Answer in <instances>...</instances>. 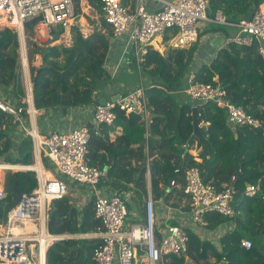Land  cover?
Returning a JSON list of instances; mask_svg holds the SVG:
<instances>
[{"label":"trees","instance_id":"trees-1","mask_svg":"<svg viewBox=\"0 0 264 264\" xmlns=\"http://www.w3.org/2000/svg\"><path fill=\"white\" fill-rule=\"evenodd\" d=\"M79 1L76 0L78 7ZM86 1L97 12L103 13L101 0ZM206 1L211 16L221 10L234 23L251 18L263 3V0ZM88 20L93 23L92 19ZM38 21L39 18H34L26 22L30 59L37 55L42 57L39 68L32 63L30 65L35 109L69 110L95 103L97 83L109 76L105 64L110 39L100 33L86 38L79 27L74 26L71 31L74 49L63 44L40 46L32 39ZM210 30L221 32L225 37L235 33L233 28L225 26H211ZM53 33L58 39L64 30L54 29ZM168 40L169 37L165 41ZM198 41L188 49L171 48L167 56L150 49L141 65V74L147 78L144 89L148 99V118L144 119L137 112L127 115L120 109L116 110L117 120L110 129L123 125L125 133L111 144L107 142L109 135H104L108 126L101 125L99 134L92 130L88 163L102 170L107 168L108 184L115 190L128 192L129 186L133 185L147 193L146 162L149 158L154 199L179 212L191 210L189 196L184 193L188 169L198 167L204 182L219 188L229 184L231 177L237 174L235 185L238 193L233 203L235 227L220 238L221 250L190 226L173 219L170 222L172 225L184 227L189 237L188 249L181 256H164L161 264H264V200L261 194L253 198L241 195L246 184L264 179V136L246 127H231L227 112L211 102L194 100L195 103L190 104L174 96L175 87L190 75H194L196 81L207 84L220 82L233 103L264 121V59L255 47L230 44L222 47L211 62L193 71L191 67L196 60ZM0 98L17 107H28L24 102L26 90L19 38L10 29L0 30ZM194 107L199 110L204 128L200 137L189 147H184L194 133ZM27 117L25 110L24 118ZM18 128L21 127L14 117L0 110V163L33 165L32 139L24 132L19 134ZM132 131L136 132L139 140L138 154L130 149L134 142L128 133ZM146 147L147 156L144 152ZM195 150L199 153L197 156L192 153ZM133 158L139 159L141 165L134 167ZM44 163L46 167L49 165L47 159ZM37 168L43 171L40 165ZM176 169H180L179 174L174 173ZM3 175L1 171V181ZM174 179L177 186L171 187ZM14 183L23 194H31L38 185L36 173L13 172L6 177L5 191L8 196L1 209L5 222L7 212L18 200L13 192ZM164 206L157 204L156 209H164ZM128 208L130 210L129 205ZM47 209L51 234H88L101 226L95 218L93 201L80 210L70 198L65 197L49 202ZM207 219L211 231L229 223L228 219L219 215L209 214ZM244 239L252 242L251 249L242 246ZM99 244L95 239L57 242L47 253L48 264H96L94 250Z\"/></svg>","mask_w":264,"mask_h":264},{"label":"built area","instance_id":"built-area-1","mask_svg":"<svg viewBox=\"0 0 264 264\" xmlns=\"http://www.w3.org/2000/svg\"><path fill=\"white\" fill-rule=\"evenodd\" d=\"M148 1L156 6L150 8ZM101 2L103 13L86 4H80L78 12L76 0H0V29L6 28L16 32L23 50V65L26 68L29 66L27 21L39 18L34 32L37 29L43 41L38 43L40 46L53 47L60 44L68 45L71 41L72 28L80 25L79 20L85 16H90L93 23L98 25V29L106 34L109 32L113 38L128 36L132 56L140 75L141 65L151 48L162 52L161 46L165 47V42L170 48H189L200 38L201 23L209 27L233 28L236 32L229 37L223 36L222 45L255 47L264 59V0L251 18L235 23L230 22L221 10L211 16L206 0H101ZM89 11L94 12V15ZM54 29L64 30L68 35L64 34L57 39L53 33ZM168 37L169 40L165 41ZM186 93L193 100L211 102L224 109L231 127H246L259 131L264 136V121L233 103L220 82L207 84L196 81L192 75ZM32 97V83L28 78L27 109L0 98V110L12 115L33 139L36 161L33 166L0 163L4 172L3 180H0V264H48L49 249L57 242L71 239L98 240L100 244L94 250L96 264H161L166 255L185 254L189 237L184 227L170 223L172 208L169 206H165L168 214L159 223L156 209L158 202L153 197L151 185L144 196L143 212L141 215L135 213L130 220L126 199L116 193L104 195V191L99 188L100 183L107 179L106 171L88 163V146L92 130L81 128L65 134L51 133L47 137L41 136L34 129L37 111L33 106ZM118 109L127 115L133 112L140 113L147 119L148 99L144 86L141 85L117 101L97 105L94 110V121L98 126L111 127L117 120ZM25 110L28 112L32 129L25 126ZM95 132L99 134L98 129ZM42 158L48 159L61 177L90 188L95 218L101 224L97 231L78 235H53L48 232V203L68 196L69 186L65 179L57 176L48 177L37 168L41 166ZM147 168L150 177L149 164ZM22 171L36 173L38 189L31 194H25L23 199L17 201L11 211L7 212L5 222L1 214L2 203L8 196L5 191V173ZM174 173L179 174L180 169H176ZM237 177V174H234L229 184L219 188L214 184L205 183L198 167L186 171L184 193L189 196L191 210L183 213L189 216L192 230L197 233L205 231L203 236L207 237L210 226L207 219L209 214L222 216L232 225L236 215L233 203L238 193L235 185ZM170 186H177L175 179L171 181ZM258 194H261L264 200L263 178L246 184L241 191L242 196L249 198ZM19 219H23L24 222L20 224ZM27 221L32 222L31 227H27ZM11 225L20 226L21 230L13 232ZM242 246L249 250L252 248V242L244 239Z\"/></svg>","mask_w":264,"mask_h":264},{"label":"crops","instance_id":"crops-1","mask_svg":"<svg viewBox=\"0 0 264 264\" xmlns=\"http://www.w3.org/2000/svg\"><path fill=\"white\" fill-rule=\"evenodd\" d=\"M80 4L81 5L86 4V6L89 5V3L86 0H80L79 5ZM148 6L150 8H154L156 5L153 2L148 1ZM78 8L80 10V7H78ZM89 13L91 14V11H89ZM91 15H93V14H91ZM88 19H91V17L85 16L84 19H80L78 22V24H80V25H78V27H79L80 32L82 33V35L84 37L88 38L94 33H100V34L105 35L107 38L110 39L109 52H108V56H107V60H106V64H105V68L107 69L109 76L106 79L97 83L96 88H95L96 102L90 106L75 108V109H69V110L62 109V108H52V109H48V110H36L35 109L37 111V113H36V119L37 120H36V123L34 124V129L41 136L47 137L51 133L65 134V133H69L75 129H81V128H87L89 130L95 131L96 129H99L100 126H98L96 124V122L94 121V110L97 107V105H100V103H101V101H103V99H106L107 102H113L112 101L113 99L119 100L121 97H124V96L128 95L129 93L135 91L137 88H139V86L127 87L126 84L123 81H121V76H123L124 73H129V74L134 73L133 72L134 69L137 70V72H138L137 65L134 62L132 52L130 49L128 36L123 35L120 38H113L109 32L107 34L102 32V30L98 29V25L96 23H91L90 20H88ZM92 24H94V25H92ZM91 26H95V28L93 30L92 29L89 30V28ZM82 31L85 33H88V32H90V33L84 34ZM64 34H67V33L64 32ZM219 34H221V37H220L221 42H220L219 47H218L219 42H217V40H216V45L214 44L215 39H209L208 40L206 38H203L206 40L202 39V40L198 41V45L200 46V48H198L197 53H196V61L193 64V66L191 67V69L193 71L197 70L202 64H204L206 62H211L215 58V56L217 55L218 51L222 47H224V45H222V43H223L222 37L224 36V34H222V33H219ZM28 39H29V37H28ZM70 44H72V45H70ZM65 46L69 49L75 48V45L72 41V34H71V41L68 43V45H65ZM20 50H21V54H22L23 50H22L21 46H20ZM29 53L31 56L30 45L28 46V58H29ZM34 58H36L34 64H36V65L38 64V66H34V65L33 66L39 68L42 65V57L37 55ZM34 58H31L32 63H33ZM28 60L30 63V58ZM190 76H192V75H190ZM190 76L188 78V85H189ZM24 80L25 79H23V81ZM31 83H32V95H33L32 78H31ZM142 85L144 86V84H142ZM24 86H25V90H26V99L24 100V102L27 103V101L29 99L28 98V79H27V77H26V81L24 82ZM32 101H33V97H32ZM33 106H34V102H33ZM24 121H25L26 128L32 129V125L29 121V118L28 117H27V119L24 118ZM23 132L26 134L24 129L18 128L19 134H24ZM124 133H125V127L123 125H121V126L115 127L114 129H110V127H107V130L105 131L104 135L106 136V134H108L109 136H108L107 142L113 144ZM128 135H129V138L134 142V144H132L130 149L134 150L138 154V151H140V149H139L140 145H139V140L137 138L136 132L132 131V132L128 133ZM32 142H33V139H32ZM33 150H34V148H33ZM144 152L147 156V152H148L147 147H146V149H144ZM44 159H46V158H42V161H41V167L43 169V172L48 177L49 176H56V175H53L51 172L46 171L48 169L45 168ZM34 160H35V157H34ZM196 160L201 161L198 158ZM48 163L50 166L53 167V165L49 162V160H48ZM35 164H36V161L34 162L33 165H35ZM148 164L150 165L149 158L147 159V162H146V169H147V172H146L147 187H146V189L149 188V185H151V175H150V177L148 176V168H147ZM16 165H22V164H16ZM33 165H23V166H33ZM132 165L134 167L140 166L141 161L137 158H133ZM105 169H107V168H105ZM150 169H151V167H150ZM107 171H108V169H107ZM107 171H106V173H107ZM22 172H30V171H22ZM59 178H63V177L60 176ZM63 179H65V178H63ZM5 180H6V177H5ZM65 180L69 186V193H68V196H66V197L70 198L71 202L78 209L81 210V209L85 208L91 201H93L92 192H91L90 188L83 186V185H79L77 183H73L69 179H65ZM108 181H109V179H108V175H107V179L103 180L99 185V188L102 191H104V195H107L109 193H114V194L116 193V194L122 195L126 199L127 204L130 207V217H129L130 220H132V215H134L135 213H138V215H141V213L144 210V206H145L144 196L147 193L141 191L139 188H137L133 185L129 186L130 190L128 192L123 193L122 191L120 192L117 189L115 190L110 184H108ZM151 187H152V185H151ZM133 191H136L137 194L139 195L138 197H136L135 200H134L133 196L131 195V192H133ZM17 201H19V199ZM157 202H158L157 204L164 206V204H162V201H157ZM164 209H165V206H164ZM164 209L162 207H159L157 209V219L159 220V223H161V221L163 220L162 217H166L168 214V211L166 209L165 210ZM162 212L164 213V216H163ZM171 212H172L171 213L172 220L177 219L178 221L182 222V225L187 226V227L188 226L191 227L190 219H189L188 215L184 214L183 212H179L178 210H175L173 208H172ZM47 213H48V211H47ZM48 219H49V216H48ZM160 219H162V220H160ZM233 223H232V225L230 224V222L226 223L224 226H222V228H220V229L218 228L216 231H211L209 229L207 237L203 236L205 234V231H202L200 233V235H202L205 239L213 242L216 245V247L219 250H221L220 238L223 236V234L227 230H232V227H235L234 226L235 221H233ZM225 227H227V228L225 229ZM47 229H48V223H47ZM48 232H49V230H48ZM88 234H91V233H88ZM53 235H55V234H53ZM77 240H79V239H77ZM88 240H94V239H88ZM193 264H195V263L193 262ZM221 264H225V263L223 262Z\"/></svg>","mask_w":264,"mask_h":264},{"label":"rangeland","instance_id":"rangeland-1","mask_svg":"<svg viewBox=\"0 0 264 264\" xmlns=\"http://www.w3.org/2000/svg\"><path fill=\"white\" fill-rule=\"evenodd\" d=\"M208 4V3H207ZM91 14H93L94 15V12H92L91 11ZM210 28H211V26L209 27L207 24H202L201 23V27H200V29H201V35H200V40H202L203 38H206V39H215V42H214V44L216 45V40H217V42H219V44H218V47H219V45H220V42H221V34H219V33H221V32H214V31H211L210 30ZM6 28H4V29H0V30H5ZM93 30V28L92 27H90L89 28V30ZM83 32V31H82ZM233 32H236V31H233ZM84 34H89L90 32H88V33H85V32H83ZM33 41L35 42V43H37L38 45H39V43L38 42H42L43 41V38H41V35H40V33H39V31L36 29V32H35V34H34V36H33ZM206 39H203V40H206ZM220 40V41H219ZM70 45H72V44H70ZM164 45H165V47H162L161 46V50H162V52H160L163 56H167L168 55V53H169V51H170V47L167 45V43L165 42L164 43ZM194 45V44H193ZM192 45V46H193ZM29 46V45H28ZM191 46V47H192ZM198 48H200V46L198 45L197 46ZM190 48V47H189ZM185 49H188V48H185ZM21 56H22V58L24 59V56H23V54H21ZM29 58H30V53H29ZM35 60H36V58H34L33 59V63H32V61H31V59H30V63H29V66H28V68H26L24 65H23V61H22V65H23V79H25L24 80V82L26 81V77H27V79L28 78H30L31 79V74H30V65H31V63L34 65V66H38V64L36 65V64H34V62H35ZM196 61V60H195ZM195 63V62H194ZM193 63V64H194ZM193 66V65H192ZM133 72L134 73H131V74H129V73H124L123 74V76H121V81H123L125 84H126V86L127 87H133V86H141L142 84H146V82H147V78H146V76L145 75H140L138 72H137V70H133ZM27 87V86H26ZM188 89V78L186 77V78H184V79H182L181 80V82L175 87V93H174V96L178 99V100H180V101H182V102H188V103H190V104H194L195 103V101L191 98V97H189L188 95H187V93H186V90ZM193 153V155L194 156H197V154H199L198 153V151H194V152H192ZM45 168L46 169H48V170H46V171H49V172H51L53 175H56L57 177H60V175L54 170V168L52 167V166H45ZM10 173L11 172H7V173H5V177H7V176H9L10 175ZM65 179H67L66 177H65ZM131 195L133 196V198H134V200L136 199V197H138L139 195L137 194V192L136 191H133V192H131ZM2 207H3V203H2ZM19 221H20V224H22L24 221H23V219H19ZM196 230V229H195Z\"/></svg>","mask_w":264,"mask_h":264},{"label":"water","instance_id":"water-1","mask_svg":"<svg viewBox=\"0 0 264 264\" xmlns=\"http://www.w3.org/2000/svg\"><path fill=\"white\" fill-rule=\"evenodd\" d=\"M34 82H36V79L34 80ZM117 101V100H112ZM107 104V100L103 99V101H101L100 105H106ZM193 127H194V133L192 135V137L188 140L187 146L189 147L191 145V143L198 137H200L201 134V129L204 128L203 126V121L201 119V116L199 114V110L197 107L193 108ZM206 148V147H205ZM105 171H107V169H105ZM38 189V187H36L34 189L33 192H35ZM13 192L16 193V195L18 196V199L21 200L25 197V194H23L20 189L18 188L17 183H14V187H13Z\"/></svg>","mask_w":264,"mask_h":264},{"label":"bare ground","instance_id":"bare-ground-1","mask_svg":"<svg viewBox=\"0 0 264 264\" xmlns=\"http://www.w3.org/2000/svg\"><path fill=\"white\" fill-rule=\"evenodd\" d=\"M1 171H2V170H0V172H1ZM49 177H50V176H49ZM26 225H27V227H31L32 222H31V221H27ZM10 228L12 229L13 232H18V231L21 230V227H20V226H14V225H11Z\"/></svg>","mask_w":264,"mask_h":264}]
</instances>
